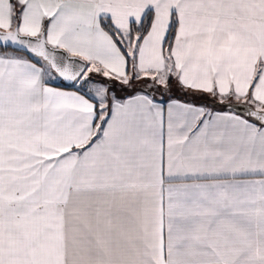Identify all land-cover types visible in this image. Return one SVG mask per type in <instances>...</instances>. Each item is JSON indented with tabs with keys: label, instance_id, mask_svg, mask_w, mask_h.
<instances>
[{
	"label": "snow or ice",
	"instance_id": "obj_1",
	"mask_svg": "<svg viewBox=\"0 0 264 264\" xmlns=\"http://www.w3.org/2000/svg\"><path fill=\"white\" fill-rule=\"evenodd\" d=\"M0 264H264V0H0Z\"/></svg>",
	"mask_w": 264,
	"mask_h": 264
}]
</instances>
